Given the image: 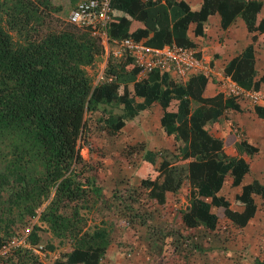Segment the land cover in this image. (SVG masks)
Masks as SVG:
<instances>
[{"label": "trees", "instance_id": "1", "mask_svg": "<svg viewBox=\"0 0 264 264\" xmlns=\"http://www.w3.org/2000/svg\"><path fill=\"white\" fill-rule=\"evenodd\" d=\"M172 6L181 13L169 27L167 16ZM260 8L257 0H202L197 11L182 0H110L107 35L138 40L151 30L153 39L146 42L148 45L161 47L173 41L191 46L180 36L190 22H195L196 28L207 15L217 12L225 28L238 16L247 31L257 36L252 35L243 52L229 59L222 70L241 87L255 88L264 80L253 81L256 71L251 55L253 45L260 48L264 43ZM57 10L51 0H0V246L29 219L36 218L25 242L39 244L37 231L45 229L70 247L51 264H100L108 235L89 231L86 216L100 200V187L89 177L79 148H90L87 114L99 105H121L120 114L101 117L107 132L117 133L124 119L137 113L133 109L135 98L141 100L143 116L156 102L161 110L160 127L184 144L177 152L168 148L144 150L134 175L147 189L148 197L162 206L166 193L177 191L186 182L188 203L181 212L184 226L213 230L221 218L244 226L256 210L252 194L264 198V185L256 180L240 185L248 164L242 157L222 151L238 137L233 127L222 139L205 128L223 111H238L235 98H223L220 91L202 97L206 81L202 73L183 82L178 76L152 70L145 78L133 81L140 68L131 57L123 59L117 69L106 67V80L93 84L86 67L103 51L97 38L73 24L39 34L44 16ZM189 100L199 103L190 113ZM252 109L264 125V107L253 105ZM236 149L248 155L257 152L244 138L238 140ZM126 165L127 160L121 158L118 166ZM227 174L231 186L240 185L232 199L240 210L230 209L229 202L218 194ZM45 248L52 249V245L45 244ZM8 252L5 264H42L27 248L14 247ZM253 264H264V257L254 258Z\"/></svg>", "mask_w": 264, "mask_h": 264}, {"label": "rangeland", "instance_id": "2", "mask_svg": "<svg viewBox=\"0 0 264 264\" xmlns=\"http://www.w3.org/2000/svg\"><path fill=\"white\" fill-rule=\"evenodd\" d=\"M77 0H51L58 10L44 16L39 25V34L45 31H56L68 22V13ZM264 2V0H262ZM264 6V3H263ZM264 14L259 12V16ZM240 48L247 41L238 40ZM242 41V42H241ZM123 62L122 56L110 53L107 47L95 58L92 65L86 67L91 83H95L98 75L103 76L105 68L112 65L119 68ZM264 72V71H262ZM146 77L139 74L140 79ZM102 81V79L100 80ZM225 95H232L241 109H248L257 103L250 101L246 94L240 95L230 92L232 87L229 80L224 83ZM264 100V94H261ZM135 100L133 109L137 113L132 118L124 119V125L117 133L110 134L101 122V117L107 114L118 115L122 106L114 102L108 105H99L93 112L87 114L86 139L90 148L84 145L79 148V154L87 167L91 180L100 187L99 202H96L86 214L89 231L92 229L102 231L108 235V243L100 257V264H253V259L264 257V199L253 195L256 210L248 222L239 227L227 218L218 219L213 230L203 226L186 227L181 221V212L188 203V185L185 182L177 191L167 192L165 202L158 205L147 195V189L139 184L134 170L144 150L152 151L168 148L179 151L184 144L175 140L173 135H166L159 125L160 108L153 102L149 114L143 116ZM264 102V101H263ZM261 102V103H263ZM153 122L149 123V117ZM225 116L237 127L239 137L243 136L253 144L263 147V143L251 137L249 129L242 122L250 119L248 113L226 112ZM214 127H207L211 134L223 136L228 131V124L223 117ZM264 133L260 126L256 136ZM255 138V137H254ZM236 152H233V154ZM237 154V153H236ZM231 155V154H230ZM254 156L253 154H251ZM257 158L246 156V160L255 159L260 167L253 170L249 163V171L243 176L241 184L256 180L264 185V156L258 154ZM121 158L127 160L125 168L119 167ZM155 165L158 158L155 154ZM230 185V176L224 177L218 194L222 195L232 210H240L232 204L233 195L239 192V186ZM213 210V208H211ZM37 224L36 218L29 219L20 232L14 237L26 235L31 224ZM40 237L39 244L44 247L42 253L37 255L42 264H51L55 259L61 258L63 253L70 250L69 244L59 242L49 231H37ZM45 244L52 245V249L45 248ZM11 250V249H10ZM7 251L0 249V264H5Z\"/></svg>", "mask_w": 264, "mask_h": 264}, {"label": "crops", "instance_id": "3", "mask_svg": "<svg viewBox=\"0 0 264 264\" xmlns=\"http://www.w3.org/2000/svg\"><path fill=\"white\" fill-rule=\"evenodd\" d=\"M176 1H178V0H176ZM182 1L186 2V4H188V6H189V9L192 11H197L201 5V2H202V0H182ZM257 1L261 2V8H260V13H261L263 8H264V6H263L264 2L262 0H257ZM180 13H181V11L178 10L177 6H172L168 9L169 15L167 16V25L169 27L171 26L172 22L177 18V15ZM262 17L264 18V14L262 15ZM252 35H254L255 37L257 36L256 32H248L247 31V29L245 28L243 20L238 16H236L233 20H231L225 28H222L221 24H220V16L217 12H214L212 14L207 15L206 19L200 24V26H198L196 28H195V22H190L188 24V27L185 30L184 34H182L180 36L181 37L184 36L188 41H190L191 46H187V47H191L195 51V54L202 59L204 65L208 69L207 74L202 73L206 77L205 84H204L202 91H201L202 97H211V96L215 95L218 91L222 92L223 98H225L227 96H231V95H225V92H224L225 90L223 88L226 80H229V83L232 82L234 85H236L240 95L247 94L250 91H255L259 94L260 99H261V96H262L261 94H264V80L259 81L258 86L255 88H253L251 86V88L245 89V88L241 87L240 85H238L237 83L230 80L227 76H225L223 74V70H222L223 66L225 65V63L229 59H231L232 57L239 55L243 52L244 48L251 42V36ZM151 39H153V33L151 30L148 32L146 37L141 38V40L146 45H148L146 42L151 40ZM239 39H241L242 41H247L248 43L243 45L240 48H236V45L237 46L239 45V41H238ZM171 42H173V41H171ZM148 46L156 47V45L155 46L148 45ZM157 47H159V46H157ZM251 55H252V58L254 61V63H253L254 69L256 71V75L253 77V81H256L260 77H262L261 79H264V72H262V71H264V43H263L262 47H260V48L253 45ZM139 74H140V72L137 73L136 75H134L133 81L140 80ZM194 74H200V73H194ZM191 75H193V74L185 76V77L181 78V80L184 82ZM144 78H145V76H144ZM139 99L140 98H135V100H139ZM260 99L257 102V104H255V105H259V106L264 107V102H263L264 100H260ZM261 102H263V103H261ZM236 103H238V102H236ZM188 107H189V113H190L195 108L199 107V103L192 101V100H189V106ZM252 107L253 106L248 107V109L246 110V109H241L240 106L238 105V109H237L238 111H234V110L229 108L225 112L223 111L222 115H220L218 117L216 122L212 123L211 125H208V124L205 125L206 130H207V127H214L216 129L217 127L215 125L218 123L220 118L223 117L224 121L229 126L228 129L230 130V127H233L235 129V134H238V137L236 135L235 141L230 146H227V147L223 146L222 151L224 154H226L228 156L242 157L246 161V163L248 164V171H249V163H251V166H253V170H255L257 167H260V164H259V162L257 164H255V159H253L252 161L246 160V156L248 154H246L242 151H239V149L238 150L236 149L238 140L241 138H244L247 143H249L250 145L257 148V152L253 153L254 156H252L250 154V157H252V158H257L256 157L257 154H258L259 158H260V155L264 156V146L260 147L256 143L253 144L252 142L248 141V139L246 137H243V136L239 137V133L237 132V127L233 124V122L229 119V117H228V120H225L224 116H225L226 112H231V111H234L236 113H241V114L244 113V111H245V113H248L250 119H252V120H250L248 122H242L243 126L249 129V133L251 134L250 136L253 137L254 141L256 139L258 141H261L264 145V133H261V135H259V136L255 135L256 131L258 129H260V126H263V128H264L263 121L256 116ZM160 115H161V110L159 111V117H160ZM148 122L149 123L153 122L152 116L149 117ZM229 130L226 131L223 136L217 135V134H211L210 131H208V130H207V132L210 135H212L213 137L222 139L229 132ZM233 152H236L237 154L236 153L233 154ZM246 183H248V182H246ZM243 184H245V183H243ZM224 187L225 186H222V189ZM253 195H256V194H252V198H253ZM256 196H258V195H256ZM262 199H264V198H262Z\"/></svg>", "mask_w": 264, "mask_h": 264}, {"label": "built area", "instance_id": "4", "mask_svg": "<svg viewBox=\"0 0 264 264\" xmlns=\"http://www.w3.org/2000/svg\"><path fill=\"white\" fill-rule=\"evenodd\" d=\"M110 0H77L68 13V22L88 30L89 34L97 38L103 51L108 47L110 53L122 56L123 59L131 57L140 74H147L152 70L162 71L170 76L183 78L194 73L207 74L208 69L202 59L195 54L191 47L177 45L174 42L166 43L161 47L146 45L141 39L124 37L121 39L110 38L107 35ZM98 75L95 83L103 77ZM93 83V84H95ZM230 92L239 94L237 87L230 82ZM251 102L257 103L260 96L257 92L250 91L246 94ZM28 232V231H27ZM27 234V233H26ZM23 237H12L1 246L2 251H9L14 247L27 248L36 255L42 253L40 244L30 245Z\"/></svg>", "mask_w": 264, "mask_h": 264}]
</instances>
